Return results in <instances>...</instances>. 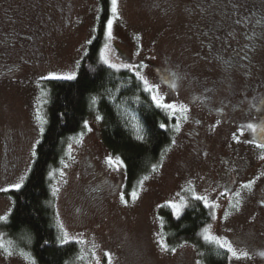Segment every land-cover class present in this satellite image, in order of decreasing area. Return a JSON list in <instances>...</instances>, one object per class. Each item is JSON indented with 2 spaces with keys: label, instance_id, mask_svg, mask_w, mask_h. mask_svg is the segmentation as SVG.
Masks as SVG:
<instances>
[{
  "label": "rangeland",
  "instance_id": "rangeland-1",
  "mask_svg": "<svg viewBox=\"0 0 264 264\" xmlns=\"http://www.w3.org/2000/svg\"><path fill=\"white\" fill-rule=\"evenodd\" d=\"M99 17V0H0V189H6L0 216H9L8 194L25 183L34 161L47 122L45 84L57 80L47 77L77 76ZM105 43L110 62L147 65L142 74L158 85L164 103L188 111L163 109L172 142L157 170L133 191L135 199L126 193L125 165L117 170L106 162L116 156L102 141V119L92 117L91 131L70 139L51 181L58 233L62 237L63 225L68 243L78 245L76 263L109 264V253L111 264H204L192 243L175 252L157 243L163 238L168 246L159 213L171 209L160 205L183 196L184 212L197 201L186 191L191 185L219 205L208 208L211 234L249 252L241 260L227 253L229 264H264V149L257 146L264 143V96L258 99L264 92V0H118V19L111 40L103 33L99 61ZM232 94L236 107L226 105L234 104ZM249 182L251 189L242 187ZM9 241L13 255L0 250V264H31L20 256L34 259L29 236L0 231V243Z\"/></svg>",
  "mask_w": 264,
  "mask_h": 264
},
{
  "label": "trees",
  "instance_id": "trees-1",
  "mask_svg": "<svg viewBox=\"0 0 264 264\" xmlns=\"http://www.w3.org/2000/svg\"><path fill=\"white\" fill-rule=\"evenodd\" d=\"M99 1V31L88 46L77 76L45 84L47 122L25 183L8 194L14 204L9 220L0 223V231L7 235L29 236L27 249L37 264H77L78 245L60 242L51 175L65 158L70 139L85 130V122L94 116L102 117V141L125 165L126 193L137 189L172 142L168 114L155 106L134 74L128 70L117 72L100 63L99 50L111 0ZM128 114L135 117L137 127ZM161 124L165 127L161 128ZM209 211L199 201L192 202L179 219L171 210H162L159 215L168 247L192 243L204 264H229L224 250L201 237L211 218Z\"/></svg>",
  "mask_w": 264,
  "mask_h": 264
},
{
  "label": "snow or ice",
  "instance_id": "snow-or-ice-1",
  "mask_svg": "<svg viewBox=\"0 0 264 264\" xmlns=\"http://www.w3.org/2000/svg\"><path fill=\"white\" fill-rule=\"evenodd\" d=\"M115 19H118V0H111V16L107 19L106 24L104 26V35L106 37V40H111L112 38V27H113V22ZM89 43H91V41H89ZM110 50V45L108 43H105L104 48L101 49L100 51V61L104 64L107 65L109 68L114 69L116 71H119L121 67L127 69L129 72H132L136 78V80H138L142 85H143V91L146 93H149L151 95V100L152 102L155 104V106L157 108H161V109H165V110H170L172 113H175L177 110H179L182 113H186L188 111V109L181 105L179 107V109H177V106L175 104H171V103H164V98L159 95L158 93V85L150 83L149 80L142 74V69L146 68L147 65L145 64H132V63H122L121 65H117L115 63L110 62L109 58H108V52ZM140 69V70H138ZM48 79H64V80H71V79H75V75L74 74H68L65 76H57L55 74L51 75L50 77H47ZM175 85H173L174 87ZM95 98H93V103H95ZM97 120L102 119V117L97 116L96 117ZM184 119H187V116H184ZM135 127V126H134ZM161 128H164L165 125L161 124L160 125ZM246 127L248 129H250L252 132H256L257 131V126L254 124H247ZM84 128L87 129L88 131H91V128H89L88 123L85 122L84 123ZM176 130H179V125L176 126ZM264 131V130H262ZM137 132H139V128H137ZM83 136V133H81V137ZM138 139H143L142 136L137 137ZM173 143H175V141H173ZM258 147L264 149V143H260L257 145ZM167 151V149H166ZM33 155H35V152H33ZM264 158V157H262ZM106 162L111 166V165H115L116 169L119 170L121 167L124 166L123 161L120 160L119 157H116L115 159L111 156L107 157ZM158 165H153L152 171L155 172L157 170ZM24 177H20L21 182L23 181ZM148 177H144V180H147ZM143 183V181H141V184ZM252 183L253 182H249L248 184L242 185L243 188L246 189H251L252 187ZM22 186L21 183H17L15 185H13V187L15 189H19ZM6 189H0V191H4ZM186 191H188L191 194V198L197 201H202L204 207L206 208H216L219 205L213 203V200H210L209 197L207 195H199L195 192V190L192 188L191 185H189V188L186 189ZM55 195V191L53 193ZM227 193L225 192H221L220 195L224 196ZM179 195V193L177 194ZM236 197H237V201L236 203L233 205V207L237 208V210L239 209V197H240V192H236L235 193ZM131 196L133 199L136 198V193L133 192L131 193ZM121 201L125 204H127V201L125 200L124 196H121ZM186 206V201L185 198L183 196L180 197V201L179 203L175 202V201H168L166 202L165 205H160V207H168L172 210V214L179 219L180 215H181V211L182 209ZM212 218L215 219V213H212ZM225 218H227V214H225ZM9 220V216L8 215H3L0 216V222H4L7 223ZM210 228L211 226L209 225L208 227H205L201 233L204 241L211 243V244H215L217 245L219 248L224 249L226 251V253L230 254V258L233 260H241V259H247L249 257V252L248 251H244V250H238L236 247H234L233 242L227 240L226 238L223 237H219L217 235H213L210 232ZM61 230H62V237H60V242L61 244H65L69 242L70 237L68 236V233L66 231L63 230V225H61ZM82 242V241H80ZM157 243L159 244V246L161 247L162 250L164 251H172L175 252V249H169L167 244L163 241V238H161L160 240L157 241ZM0 250H3V252L11 257L13 255V252L11 251V241L8 242V245L6 246L3 243H0ZM261 256H264V252L260 253ZM20 256L25 260V261H31V264H35V260L32 259V257L26 253V252H20ZM105 256L108 257V261L109 264H111V256L109 253H105ZM80 259H83V256L80 257ZM97 264H99V262H97ZM196 264H200L199 261L196 262Z\"/></svg>",
  "mask_w": 264,
  "mask_h": 264
},
{
  "label": "flooded vegetation",
  "instance_id": "flooded-vegetation-1",
  "mask_svg": "<svg viewBox=\"0 0 264 264\" xmlns=\"http://www.w3.org/2000/svg\"><path fill=\"white\" fill-rule=\"evenodd\" d=\"M213 93H214V89H210V92H209V95H213ZM262 93H264V92H262ZM262 93H260V94H258V99H260L261 97H263L264 96V94H262ZM233 98H234V104H233V101H231V100H228L227 101V103H226V105L227 106H230V105H233V107H236V105H237V101H239V99L236 97V96H234L233 94L231 95ZM230 96V97H231ZM258 99H257V101H258ZM256 101V102H257Z\"/></svg>",
  "mask_w": 264,
  "mask_h": 264
}]
</instances>
